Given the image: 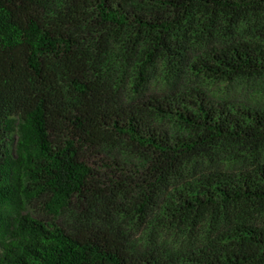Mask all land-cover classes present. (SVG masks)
Wrapping results in <instances>:
<instances>
[{
	"label": "trees",
	"instance_id": "obj_1",
	"mask_svg": "<svg viewBox=\"0 0 264 264\" xmlns=\"http://www.w3.org/2000/svg\"><path fill=\"white\" fill-rule=\"evenodd\" d=\"M158 62L162 87L186 69L214 83L264 76V0H0V264H264V112L194 91L142 99ZM124 76L119 105L113 80ZM119 142L154 159L153 192L131 220L167 195L157 225L194 244L156 245L149 232L134 253L120 229L84 222L106 184L121 188L102 158ZM36 202L85 215L68 231L33 217Z\"/></svg>",
	"mask_w": 264,
	"mask_h": 264
},
{
	"label": "rangeland",
	"instance_id": "obj_2",
	"mask_svg": "<svg viewBox=\"0 0 264 264\" xmlns=\"http://www.w3.org/2000/svg\"><path fill=\"white\" fill-rule=\"evenodd\" d=\"M134 36L132 34L130 36L123 34L121 37H123L122 39L127 45L130 41L133 42L135 40ZM198 56V54L192 53L189 61L191 63L195 62ZM157 64L153 72L155 79L143 89L142 99L165 94L167 96H184L186 93L192 94L194 91L203 96L202 98L214 107L224 106L230 109H252L264 112V76L240 77L230 82L214 83L197 80L186 69L183 74H180L179 78L170 80L162 87L157 84V81L168 74L169 70H164L160 62ZM113 81L117 82H113V84H116L114 87L118 88V92L114 97L118 99L119 105L128 103L130 89L127 84L128 77L124 76L119 80L115 78ZM161 128L171 134L178 132L168 123L163 124ZM14 139H16V136ZM102 158L109 164L117 163V166H119V169H117L119 172L115 174V177L120 179L121 188L116 191L115 187L106 184L105 187L108 189L104 199L98 198L92 207L88 208L87 206L89 213L84 216V222L89 224L91 229L106 233H113L115 229H120L124 235L126 247L134 253L143 252L146 249V242L148 241L145 233L148 234L149 232L155 236L156 245L165 244V246L178 248L180 247L179 245L182 247L184 245L190 246L196 242L197 236L195 234L186 236L184 231L183 233L176 230L167 231L157 225L155 220L160 215V210L166 205L167 195L156 197L157 203L154 207H152L153 205L151 206V203L147 205L148 213L152 211L146 221L142 222L141 219L131 220V216L137 214L135 212L136 209H140L139 205L141 202L143 203L145 198L150 196V192H153V189L149 188L150 183H155V173L152 169L154 159L152 156L136 151L129 145L119 142L118 144L107 146L104 149ZM89 163L101 175V178L105 179L108 170L102 169L104 164L101 163L99 157L91 158ZM239 167L241 166L223 168L222 171L230 173L231 171H237ZM101 187L104 188V185ZM174 189L175 186L168 190L172 191ZM83 210V208L74 203L70 208L59 213V215L52 216L47 213L40 202H36L29 207L30 214L36 219L48 224L59 225L68 231L78 230L79 223L75 216L83 218V215H85Z\"/></svg>",
	"mask_w": 264,
	"mask_h": 264
}]
</instances>
